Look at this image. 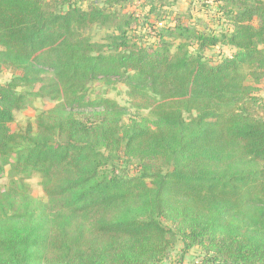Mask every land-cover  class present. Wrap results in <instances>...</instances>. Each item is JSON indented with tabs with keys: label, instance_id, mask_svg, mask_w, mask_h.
<instances>
[{
	"label": "trees",
	"instance_id": "trees-1",
	"mask_svg": "<svg viewBox=\"0 0 264 264\" xmlns=\"http://www.w3.org/2000/svg\"><path fill=\"white\" fill-rule=\"evenodd\" d=\"M214 2L220 35L167 0H0V264H160L178 246L264 264V0ZM38 101L55 105L16 127Z\"/></svg>",
	"mask_w": 264,
	"mask_h": 264
},
{
	"label": "rangeland",
	"instance_id": "rangeland-1",
	"mask_svg": "<svg viewBox=\"0 0 264 264\" xmlns=\"http://www.w3.org/2000/svg\"><path fill=\"white\" fill-rule=\"evenodd\" d=\"M169 4H174L171 9L174 13H180L185 18L186 23L196 25L200 30L215 32L218 35L223 31H227V26L219 20V14L214 0H167ZM83 5V4H82ZM86 7V5H83ZM137 10H144L141 6ZM144 11V16L146 14ZM155 20V17L151 18ZM94 32V36H98ZM99 37V36H98ZM232 50L227 46H218L213 50H209L207 55L215 61H220L231 56ZM11 72L0 69V84H5L10 81ZM259 96L264 100V84L258 86ZM88 94L91 98L99 96L113 99L118 104L128 107L127 88L122 83L107 85L103 81H94L89 85ZM55 104L52 102L38 101L27 110L23 111L18 117L17 126L23 125L27 119H33L39 111L51 109ZM9 179L8 176L0 179V186L6 185ZM32 187L33 194L38 198H45L41 181L38 176H32L29 181ZM160 264H204L203 257L198 249H192L187 255L183 256L181 246H178L171 255Z\"/></svg>",
	"mask_w": 264,
	"mask_h": 264
}]
</instances>
